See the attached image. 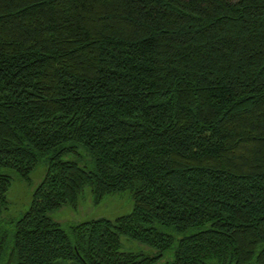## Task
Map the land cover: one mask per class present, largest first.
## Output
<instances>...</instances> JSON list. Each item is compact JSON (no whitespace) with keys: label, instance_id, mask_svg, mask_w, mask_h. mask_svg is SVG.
Returning a JSON list of instances; mask_svg holds the SVG:
<instances>
[{"label":"trees","instance_id":"1","mask_svg":"<svg viewBox=\"0 0 264 264\" xmlns=\"http://www.w3.org/2000/svg\"><path fill=\"white\" fill-rule=\"evenodd\" d=\"M38 163L0 264H264V0H0V215Z\"/></svg>","mask_w":264,"mask_h":264},{"label":"rangeland","instance_id":"2","mask_svg":"<svg viewBox=\"0 0 264 264\" xmlns=\"http://www.w3.org/2000/svg\"><path fill=\"white\" fill-rule=\"evenodd\" d=\"M45 165L38 163L30 173L29 183H24L10 171L11 179L6 191L7 204L0 217V225L5 224L8 218L18 217L28 206L33 188L38 183L44 172ZM131 209V196L128 190H122L105 194L102 198L94 203L92 194L88 186H84L79 194L77 205L71 207L63 204L60 207L49 211V216L65 225L70 222H78L93 218L105 217L112 219L119 214L129 212ZM120 249L122 250H143L148 251V246L143 245L135 240L120 237ZM164 257L160 258L156 264L162 263Z\"/></svg>","mask_w":264,"mask_h":264}]
</instances>
